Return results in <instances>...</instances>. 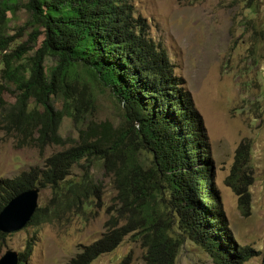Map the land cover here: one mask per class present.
Masks as SVG:
<instances>
[{
  "label": "trees",
  "instance_id": "1",
  "mask_svg": "<svg viewBox=\"0 0 264 264\" xmlns=\"http://www.w3.org/2000/svg\"><path fill=\"white\" fill-rule=\"evenodd\" d=\"M21 7L33 26L28 40L20 37L25 31H8L7 11ZM47 57L55 63L47 65ZM4 92L14 100L3 102ZM105 92L121 106L117 121L88 118L83 108ZM65 117L75 136L61 134ZM0 128L20 146H62L41 166L0 179V210L30 187L51 190L54 214L78 209L101 191L94 163L112 176L117 205L107 208L113 211L104 232L65 264H90L127 234L144 248L147 264H175L184 239L219 264L249 258L248 247L237 248L226 231L191 96L127 0H0ZM47 208L38 206L28 223L36 224ZM31 244L28 239L26 254ZM25 253H18V264Z\"/></svg>",
  "mask_w": 264,
  "mask_h": 264
},
{
  "label": "rangeland",
  "instance_id": "2",
  "mask_svg": "<svg viewBox=\"0 0 264 264\" xmlns=\"http://www.w3.org/2000/svg\"><path fill=\"white\" fill-rule=\"evenodd\" d=\"M134 14L146 23L147 34L167 52L181 89L191 96L200 116L212 186L216 192L228 235L237 248L248 247L249 258L240 264H264V0H127ZM252 6L253 8H251ZM10 17L9 33L23 31L29 39L33 26L28 12L19 8ZM34 34V32H32ZM19 37V38H20ZM43 35L35 38L34 49ZM32 43V42H30ZM55 63L53 57L45 59ZM2 100L12 102L4 92ZM59 107V103L56 102ZM87 117L119 120L121 106L105 93H97L92 108L83 104ZM60 132L76 135L65 117ZM49 144L41 151L35 144L20 146L0 128V179L32 166H41L49 154L61 149ZM239 149V152L237 150ZM100 182L99 196L91 195L81 208L50 211L51 190L39 189L38 206H47L36 224L0 238V256L7 249L26 252L23 264H65L104 232V223L116 204L112 176L100 163L92 166ZM74 174H80L75 166ZM48 203L50 206H48ZM48 211V212H47ZM144 248L127 234L110 252L90 264H147ZM175 264H219L191 240L182 242Z\"/></svg>",
  "mask_w": 264,
  "mask_h": 264
},
{
  "label": "water",
  "instance_id": "3",
  "mask_svg": "<svg viewBox=\"0 0 264 264\" xmlns=\"http://www.w3.org/2000/svg\"><path fill=\"white\" fill-rule=\"evenodd\" d=\"M38 187H30L11 197L0 210V232L9 233L21 229L38 207ZM15 250L7 249L0 256V264H18Z\"/></svg>",
  "mask_w": 264,
  "mask_h": 264
}]
</instances>
